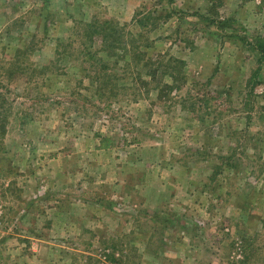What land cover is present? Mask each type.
Instances as JSON below:
<instances>
[{
  "label": "rangeland",
  "instance_id": "obj_1",
  "mask_svg": "<svg viewBox=\"0 0 264 264\" xmlns=\"http://www.w3.org/2000/svg\"><path fill=\"white\" fill-rule=\"evenodd\" d=\"M263 50L264 0H0V264H264Z\"/></svg>",
  "mask_w": 264,
  "mask_h": 264
},
{
  "label": "trees",
  "instance_id": "obj_2",
  "mask_svg": "<svg viewBox=\"0 0 264 264\" xmlns=\"http://www.w3.org/2000/svg\"><path fill=\"white\" fill-rule=\"evenodd\" d=\"M86 27L88 28V30L85 31L86 35H89L90 33L94 32V30H92V29L93 28L95 29V25L86 26ZM101 33H103L105 36H109V34L108 35L106 34V30L101 31ZM105 39H106V37H105ZM102 46L106 49L105 44ZM260 47H261V45H260ZM91 48L92 47L90 46L88 51H87V54H86L90 57L93 55L91 52ZM126 53H127V51H125L122 56H124ZM58 55H59V53H58ZM61 58H63V57H61ZM262 59L264 61V55H261L260 61ZM118 61H119L118 58L115 60L114 64H112V63L109 64L108 61H106V62L103 60L100 61V65H98V67H97V68H99V66H100V69L95 68L96 76L99 77L100 73L106 74L107 72L113 70V68H115L117 66ZM151 62H152V60H150V63H149V61L145 63V66L150 67L151 82H156V77L158 75L157 73H161L162 76H168L169 79L172 81L173 85L178 83V79H181V81L184 80V76H182V71H183L185 63L183 61L170 58L167 61H155L154 63H151ZM158 70H159V72H158ZM96 80L98 81V79H96ZM156 86H157L156 88H159L161 86V83L156 84ZM171 89H173V87ZM100 92H101V88L99 89V96L102 97V94Z\"/></svg>",
  "mask_w": 264,
  "mask_h": 264
},
{
  "label": "built area",
  "instance_id": "obj_3",
  "mask_svg": "<svg viewBox=\"0 0 264 264\" xmlns=\"http://www.w3.org/2000/svg\"><path fill=\"white\" fill-rule=\"evenodd\" d=\"M1 209H2V206L0 205V211H1Z\"/></svg>",
  "mask_w": 264,
  "mask_h": 264
}]
</instances>
